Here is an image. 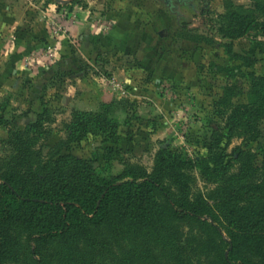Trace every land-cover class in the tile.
<instances>
[{
	"label": "rangeland",
	"instance_id": "374dc122",
	"mask_svg": "<svg viewBox=\"0 0 264 264\" xmlns=\"http://www.w3.org/2000/svg\"><path fill=\"white\" fill-rule=\"evenodd\" d=\"M69 1L0 0V119L7 122L0 129V159L18 156L9 133L28 130L42 116L45 134L30 148L34 163L70 154L91 161L104 177L121 174L127 162L151 172L161 148L200 161L223 136L229 158L242 148L262 166L264 120L254 140L241 130L229 134L227 121L234 108L252 103L251 76L264 77V36L254 28L231 37L226 18L236 12L263 22L264 0ZM85 18L93 19L91 38H68L65 21ZM118 19L121 42L107 50L104 39ZM229 87L236 89L224 107L220 100ZM77 113L102 115L117 131L74 141L70 126ZM110 147L117 153L107 161ZM193 174V195L215 209L216 179L201 169ZM11 237L20 264H142L117 243L111 257H95L60 238L35 241L23 225ZM138 237L149 264H223L239 235L224 220L211 229L166 219ZM253 255L264 260V232Z\"/></svg>",
	"mask_w": 264,
	"mask_h": 264
},
{
	"label": "trees",
	"instance_id": "16d2710c",
	"mask_svg": "<svg viewBox=\"0 0 264 264\" xmlns=\"http://www.w3.org/2000/svg\"><path fill=\"white\" fill-rule=\"evenodd\" d=\"M226 19L231 37L254 28L264 36V21L255 24L252 14L233 12ZM251 77L252 103L234 108L227 127L231 135L241 130L254 140L260 134L258 121L264 120V77ZM235 89H226L220 100L224 107ZM6 125L1 118L0 129ZM43 125L39 116L28 130L11 131L18 156L0 159V264H20L11 237L17 225L25 226L35 241L60 238L95 257H111L117 243L129 258L149 264L148 251L138 247V232L157 230L166 219L179 224L203 223L211 229L224 220L239 237L233 239L228 256H222L223 264H264L253 255V243L264 232V157L258 166L255 153L236 148L229 158L227 145H222L225 137L216 136L209 155L200 161L161 148L151 172L127 162L121 174L104 177L91 161L70 154L34 163L30 148L44 136ZM116 126L102 115L77 113L70 127L72 139L80 141L110 127L116 133ZM116 153L110 147L104 157L110 161ZM195 169L216 179L215 209L202 196L193 195ZM118 264L125 261L118 260Z\"/></svg>",
	"mask_w": 264,
	"mask_h": 264
},
{
	"label": "crops",
	"instance_id": "0c3cea01",
	"mask_svg": "<svg viewBox=\"0 0 264 264\" xmlns=\"http://www.w3.org/2000/svg\"><path fill=\"white\" fill-rule=\"evenodd\" d=\"M50 14V16H59V12H55L54 15H52L50 12L47 13ZM88 18H85L84 20L75 21V22H69L65 21L66 26V34L67 37L73 38V37H81L84 38V40H89L91 38V35L89 34V27L92 25L93 19L87 20ZM123 29V24L120 19L117 20V24L110 34V37L108 39H104L105 46L108 49H113L114 46L121 42V31ZM84 30V31H83ZM84 32V33H83ZM124 44V42H123ZM96 50L99 51V48L102 49L101 45H96ZM91 53V52H90Z\"/></svg>",
	"mask_w": 264,
	"mask_h": 264
},
{
	"label": "water",
	"instance_id": "95a60500",
	"mask_svg": "<svg viewBox=\"0 0 264 264\" xmlns=\"http://www.w3.org/2000/svg\"><path fill=\"white\" fill-rule=\"evenodd\" d=\"M162 1H164L166 4H170V0H162Z\"/></svg>",
	"mask_w": 264,
	"mask_h": 264
}]
</instances>
